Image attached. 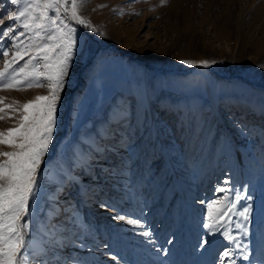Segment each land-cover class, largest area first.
<instances>
[{"label": "rangeland", "instance_id": "1", "mask_svg": "<svg viewBox=\"0 0 264 264\" xmlns=\"http://www.w3.org/2000/svg\"><path fill=\"white\" fill-rule=\"evenodd\" d=\"M45 2L0 0V134L77 41L16 264H264V0Z\"/></svg>", "mask_w": 264, "mask_h": 264}, {"label": "snow or ice", "instance_id": "2", "mask_svg": "<svg viewBox=\"0 0 264 264\" xmlns=\"http://www.w3.org/2000/svg\"><path fill=\"white\" fill-rule=\"evenodd\" d=\"M59 0H46L44 7L50 8L54 3ZM12 4H17L18 0H11ZM24 12H20L18 16L13 17L10 13L6 16L0 17V25L5 24L9 19L19 20L21 16H24ZM72 16L79 23H84L76 15V5L72 6ZM31 19V17H29ZM40 18H44V13L40 14ZM43 26L39 23L35 24L36 29H41ZM85 27H88L85 25ZM25 29H30V24H24ZM2 37H14L13 30L7 28L2 32ZM40 35L39 32L36 33ZM102 35V33H101ZM51 38V37H49ZM71 43H66L64 51L60 53V58L56 64L48 65L45 68H53L51 73H44L45 79L50 81L49 94L47 96H37L34 102L26 103L23 105V112L25 113L19 128L9 130L5 134H0V143L6 144L9 147L19 149L17 152H4L0 153L6 159L3 163H0V181L3 184L0 185V264H16V256L18 252L27 243L24 235L17 227V221L21 219V216L27 217L29 214L30 204L37 199L40 189V178L38 170L41 169L42 160L45 158L46 153L49 151L50 144L54 138V131L57 127L58 119V105L57 101L61 99L60 92L66 87L64 78L70 75L69 62L72 60V49L77 41L72 40L69 37ZM56 47H59L57 45ZM51 49L48 47H41L38 49L40 53H47ZM3 55L7 56L5 51ZM44 60L48 59L47 55L43 56ZM16 57H13V62ZM184 63H190L185 61ZM11 65L6 63L5 69ZM202 66L207 68L208 62H202ZM22 71V70H21ZM35 74V69H33ZM4 73L0 72V76ZM20 72H17L16 77H13L6 85V88H16L24 81L18 77ZM28 79V74L24 76V80ZM28 87H32L31 83H28ZM36 86H43V82L39 80ZM19 137L22 142L19 144L14 143L13 138ZM107 207L106 205H102ZM247 209H245V212ZM244 215V213H241ZM245 220L247 216H244ZM117 220H125L124 215H117ZM72 223L81 227L82 231H87L86 228L79 225L76 218H73ZM128 225L143 227V224L136 219H127ZM23 225L21 227H26ZM145 237L149 236V232L142 233ZM75 243V241H73ZM84 247V245H80ZM45 249L41 247L39 253H44ZM47 264V261L44 262ZM68 264H79V262L73 258Z\"/></svg>", "mask_w": 264, "mask_h": 264}, {"label": "bare ground", "instance_id": "3", "mask_svg": "<svg viewBox=\"0 0 264 264\" xmlns=\"http://www.w3.org/2000/svg\"><path fill=\"white\" fill-rule=\"evenodd\" d=\"M68 186V185H67ZM71 187V186H70Z\"/></svg>", "mask_w": 264, "mask_h": 264}]
</instances>
